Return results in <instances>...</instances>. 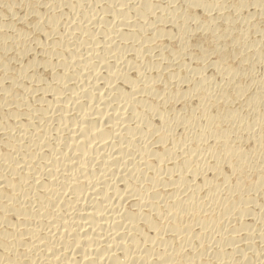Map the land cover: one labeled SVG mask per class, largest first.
<instances>
[{"label": "bare ground", "instance_id": "6f19581e", "mask_svg": "<svg viewBox=\"0 0 264 264\" xmlns=\"http://www.w3.org/2000/svg\"><path fill=\"white\" fill-rule=\"evenodd\" d=\"M0 264H264V0H0Z\"/></svg>", "mask_w": 264, "mask_h": 264}]
</instances>
